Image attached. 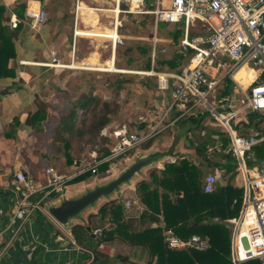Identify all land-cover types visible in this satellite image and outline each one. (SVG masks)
I'll return each mask as SVG.
<instances>
[{"label":"built area","instance_id":"2783aa9c","mask_svg":"<svg viewBox=\"0 0 264 264\" xmlns=\"http://www.w3.org/2000/svg\"><path fill=\"white\" fill-rule=\"evenodd\" d=\"M115 1L118 13L151 15L156 23H183L184 38L180 48L183 51L187 48L194 50L190 63L179 72H146L147 75L156 76L159 90L171 91L172 97L165 113L148 130L134 131L127 124L104 128L100 135L110 142L107 145L108 154L99 157L94 151L89 157L74 160L66 172L49 166L44 169L41 179L30 177L21 170L17 171L16 184L12 190L14 205L7 225L0 231V239L7 235L9 242L0 249V259L21 226L35 212L46 213L44 204L47 201L69 190V186L78 178L86 174L98 175L102 165H109L104 175L109 174L115 168L116 161L140 150L143 145L170 127L171 113L179 112L181 117L199 102H203L224 127L230 141L229 146H211L208 152L211 155L219 153L231 156L237 164L236 169L244 177L240 213L226 223L231 226L232 232L231 261L233 264H243L256 260L259 264H264V166L261 168L262 174L248 172L246 168L247 154L264 141V134L252 130L249 135H240L234 128L242 122L248 123V112L264 113V0H170L169 6H165L163 0H154L152 3L149 0ZM122 5L125 9L120 10ZM46 21L47 12L40 3L28 0L23 22L32 30L39 31ZM196 22L201 23L205 30L203 34L190 39L189 32ZM19 23L20 19L11 13L10 27L15 29ZM113 42L115 45H123L118 36ZM157 43L158 40L154 37L150 55L153 64L159 57ZM254 58L257 59L258 71L253 81L246 86L235 81V73L241 67L250 70L249 63ZM72 59L73 57L71 63L66 65L52 53V60L46 65L50 68L67 69L73 65ZM227 76L235 84L233 93L218 99L219 90H222ZM208 99H212L211 103H208ZM177 120L178 117L173 123ZM217 181L216 174L206 175L204 193H212ZM125 206L140 208V203L137 200L126 201ZM93 233L101 236L102 230L95 229ZM164 236L167 246L172 249L205 251L209 248V241L198 235L182 240L171 230H166Z\"/></svg>","mask_w":264,"mask_h":264},{"label":"trees","instance_id":"16d2710c","mask_svg":"<svg viewBox=\"0 0 264 264\" xmlns=\"http://www.w3.org/2000/svg\"><path fill=\"white\" fill-rule=\"evenodd\" d=\"M27 1L19 0L13 8H7L0 4V98L13 90L12 87L1 89V86L4 80L16 77V68L11 66V62L17 57L16 42L23 31ZM37 1L43 2L44 0ZM11 13L16 14L20 19V23L15 29L9 25ZM202 28L205 29L204 26ZM183 34L184 25L182 29H175L169 34V37L177 41ZM196 36L194 28L191 27L189 38L192 39ZM135 49L141 55L148 56L145 69L150 71L152 69L150 61L151 44L134 43L125 49V52L129 54ZM193 54L194 50L190 48H187L186 51L179 48V51H176L172 58L158 61L159 67L153 69L163 71V66L166 65L169 71L179 72L189 65ZM181 66L183 67L180 68ZM135 80H137L135 77L114 73L112 80L108 78L107 84L101 89L119 95L126 85L133 84ZM141 82L147 86V80H141ZM234 85L229 76L225 77L219 97L230 96L233 93ZM96 89L93 84H89L76 101L64 111L54 130L56 137H53L51 141V151L55 155L53 160L60 164L58 168L63 171L69 168L74 160L89 157L94 151L99 157H104L109 152V147L105 146L98 150H93L92 147L84 149L79 146V142L86 138L87 141L92 142L104 128L113 124L116 121L117 110L120 109L118 105H114L110 101H102L99 95H95ZM99 105H102V110L99 115H96L94 113ZM114 108L116 109L114 110ZM208 113L207 111L203 114L179 117L180 113L176 112L177 121L180 120L178 125L185 132L186 141L190 148L195 150L197 163L187 158L171 164L168 163L162 171L152 170L149 174L150 180L143 181L136 187L138 198L147 208L145 217L153 222H159V216H161L164 225L157 228L146 227L140 232H135L136 229L131 227L134 221L133 219L126 220L122 205L117 203L104 205L101 207V214H103V218L110 216V224L112 226L115 224V229L112 231L107 228L102 230V234L99 236V245L107 244L116 235L120 236L121 239H126L130 235L132 244L148 249L151 257L156 258L155 264H233L228 259L231 251V231L227 228L226 223L229 219L239 215L243 189L232 184L237 164L231 156L217 153L213 156L217 155L215 157L218 158L211 159L208 147L214 143L213 135L218 134L223 148L229 146L230 141L228 136L224 137L225 131L208 128L202 124ZM50 114L49 107L47 109L38 107L26 118L23 124L19 117H15L4 131L3 136L6 139L16 140L18 138L17 132L23 126L31 128L35 133L42 132L46 122H49ZM246 117L248 123L242 122L234 126L240 135H249L252 130H258L264 134V113L248 112ZM195 131H197V136L192 137L190 134ZM203 132L204 134H202ZM102 141L106 143L108 140L104 138ZM145 145L142 148L144 146L145 148L149 147L150 143ZM40 156L46 160L51 159L50 155L47 154ZM61 157H64V161ZM247 158L251 164L264 166V141L253 147L251 152L247 154ZM108 167V164L102 165L98 175L86 174L75 180L74 183L85 180L91 181L89 177L104 174ZM214 168H220L223 173L220 178L218 176L219 180L214 191L207 194L204 193L203 189L204 180L207 173ZM234 201L237 202L234 203ZM109 221L106 223L108 224ZM78 229L80 228L75 227L73 229L74 234ZM166 230H171L182 240L198 235L209 241V248L205 251L169 248L165 242L164 232ZM251 262L252 264H259L258 261H249L246 264H251Z\"/></svg>","mask_w":264,"mask_h":264},{"label":"crops","instance_id":"0c3cea01","mask_svg":"<svg viewBox=\"0 0 264 264\" xmlns=\"http://www.w3.org/2000/svg\"><path fill=\"white\" fill-rule=\"evenodd\" d=\"M38 2L44 10L45 6L47 7V4L48 8L53 4L52 0ZM54 2H56L57 7L59 6V16L53 21L47 20L42 25L39 31L40 33L43 30L40 33V38H36L34 34L29 36L30 32L23 34L22 31L16 42L17 57L11 62V66H15L16 68V77L4 80L1 86V89L12 87L13 90L9 94L0 98V231L7 225L9 215L11 214L14 205V194L12 190L16 184L15 174L17 171L21 170L30 177H40L43 179L42 173L44 169L47 168L44 163H41L40 154H36L35 152L30 154L28 151L24 153V147L20 146L18 140L21 138V135L19 136V134L28 131L29 127L23 126L18 130V138L16 140L6 139L3 136L4 131L12 122L13 118L19 117L23 124L25 123L26 118L36 111L35 106L33 109H30L29 107L36 95V93L32 91V87L35 85V82L38 81L36 75L37 72H40V70L43 69L41 67L44 66L46 62H51L52 53H55L57 57L60 58L61 62L66 65L71 63L72 57V63L78 64L79 66H82L86 60H97L99 62L100 58L98 53L95 52L96 50L84 46L86 42H89L87 44L94 43L93 39H96L97 37L80 35L78 34L79 32L82 34L84 31L88 30L105 31L106 29L116 31L118 33V38L123 41V45L126 38H133L129 35V24L125 23L128 22L127 19L130 15L124 12L118 13V5L115 0H68L70 7L66 11L63 10L61 0H54ZM169 2L170 0H163L165 6H169ZM16 3L17 2H12L11 0H0V4L5 5L7 8H13ZM82 7H84V9ZM119 9H125V7L122 5ZM146 16L151 17L152 21H154V18L151 15ZM71 17H73L72 23H70ZM196 23L192 25V29L194 28L195 33L199 36L203 34L205 29H196ZM155 25L156 32L153 36H150L151 38H149L151 46L153 47L152 39L156 37L158 40V49L162 44V46L173 47L175 51H179L180 43L184 38V34L177 41L169 37V34L174 32L175 29L179 27L178 25H180V23L166 24L159 22L155 23ZM23 29H29L30 31L35 32L25 23ZM165 30L166 32H164ZM68 31H70L71 34L67 36ZM134 38L140 39L137 36ZM109 40L111 46L110 59L115 57L116 60L115 51H117L118 47L121 45H118L117 43L115 45L112 39ZM139 44L143 45L145 43ZM37 46L39 55H37V50L35 53L30 51L31 47L35 48ZM161 48V51H166L165 48ZM40 51H42V53ZM134 51L138 52L137 49ZM96 54L98 57L95 58ZM37 56L39 59L36 60ZM154 67L155 66L152 67L151 71H154L155 73L177 72L169 70L156 72L153 69ZM253 73L254 75L251 76L254 79L257 72L253 70ZM44 78H46V76ZM248 78L240 79V82L248 84ZM147 116V118L145 116H140L141 120L146 123L141 122L138 126L139 131L144 132L148 130L159 119V117H155L154 123L151 124L150 122L153 120L151 119V113ZM170 117L169 125L171 127L176 122L173 123V121H170ZM147 121L149 123H147ZM113 126L115 127V125ZM129 127L131 126L129 125ZM172 133L173 134L163 136L162 140H150L148 142L150 143L149 147L140 149L143 154H147L156 149L164 152L171 151L172 153H168L169 155L164 159L149 169H146L140 176H137L133 180L131 186L125 187L119 195H113L109 201H103L95 209L90 210L86 215V221L84 224L76 222L70 229H65L58 225L46 213L41 211L35 212L32 218L21 226L17 236L1 257L0 264H155L156 258L151 257V253H149L148 249L132 244L130 242V235H128L126 239H121L120 236L116 235L115 238L107 244L99 245L100 238L93 232L95 229L104 230L107 228L111 231L115 229V224H113V226L110 224V216L103 218V214H101L100 211L102 206L111 203H117L123 206L126 220L133 219L134 221L131 227L136 229L135 232H140L146 227L157 228L164 225L161 216H159V222H153L148 217H145L144 214L146 213L147 208L138 198L136 187L141 182L150 180L149 174L152 170L162 171L164 166L168 163L171 164L183 158H187L194 163H197L195 150L190 148L184 132L182 131V133L178 134L176 130H174ZM202 134H204V132ZM177 139H179L178 142L176 141ZM212 139L214 140V143L211 146L222 144L218 134L213 135ZM211 146H209L208 149ZM132 154L123 156L121 162L116 161L115 167L129 163L132 159ZM211 157L213 156L211 155ZM69 168L62 172L68 171ZM114 169H112L111 172ZM217 169L219 168H214L211 173H216L218 171ZM111 172L109 174H111ZM99 176L103 177L105 175L102 174ZM93 183L94 181L92 180L82 181L81 183L73 184V186L70 185L69 191L72 188V191L76 190V193H78L84 188L91 186ZM133 200H137L140 203V208L136 206L127 208L125 206L126 201ZM106 221H109V223L107 224ZM75 227L80 228L76 230V232H78V237L75 236L73 232ZM88 228H90V231ZM8 242L9 236L6 235L5 237H2V239H0V249L6 246ZM228 259L231 260V251Z\"/></svg>","mask_w":264,"mask_h":264},{"label":"rangeland","instance_id":"374dc122","mask_svg":"<svg viewBox=\"0 0 264 264\" xmlns=\"http://www.w3.org/2000/svg\"><path fill=\"white\" fill-rule=\"evenodd\" d=\"M53 4H51L50 8L45 6V11L47 12V20L48 21H53L57 16H59V6L57 7L56 2L52 0ZM62 1V6L63 10L66 11L70 5L68 3V0H61ZM150 3L154 2V0H149ZM130 17L127 19L129 26H130V32L129 35L133 38L131 39H125L124 45H121L118 47V50L116 51V60L115 64L117 69L123 70L121 74H125L129 77H135L137 80L133 84H128L125 86V89L120 92L119 95L113 94L111 91L108 90H103L101 89L102 87H105L107 84L108 78L112 80V75L114 73H120L119 71L117 72H108V71H101L98 69H91L90 66H85V65H80V66H73L71 65L70 68L67 69H59V68H50L47 67V62L42 66V70L40 72H37V80L35 82V85H33V92L36 93L35 99L32 100V104L30 105V109H33L34 106L37 109L38 107H42L43 109H47L49 107V110L51 112L49 122L45 124L44 130L39 133H35L31 128H29L28 131L22 132L19 134L21 138H19V143L21 147H24L23 152L26 153V151L31 153H38V154H47L50 155L51 159L46 160L43 157L40 156V161L41 163H44L46 167L52 166L56 168L57 170H61L58 167H60V164L57 163L55 160V155L53 151H51L52 147V139L55 136L54 130L57 126V123L59 122L60 117L63 115L64 111L67 110L72 103H74L85 89L88 88L89 84H93L97 89L95 90V95H99L102 99V101H110L114 105H118L120 109H118V113L116 114L115 117V122L107 127H114L113 125H118L122 123H126V121L130 126L131 129L134 131H139L138 126L143 122L140 118V116H145L146 118L148 117L149 113H151L153 119L150 123L153 124L155 121V117H159L163 115L166 111V109L169 107L172 101L171 97V91H163L159 90L158 88V83H157V77L154 75H147L146 72H151L146 71L147 67V60L149 59L148 56L146 55H141L139 52L133 51L132 53L127 54L125 49L129 47L131 44L129 43H149V38L150 36H153L156 32V25L155 21H152V18L146 15H137V14H129ZM73 17L70 18V23H72ZM196 29L203 30L202 25L196 23ZM126 25V24H125ZM180 29L183 28V24L180 23L178 25ZM30 31L29 29H23V34L26 32H30V35H35L36 38H40V33L39 31L34 30ZM96 33V31H93ZM166 32V30L164 31ZM32 33V34H31ZM70 31H68L67 36L70 35ZM135 36L139 37L140 39L134 38ZM35 38V39H36ZM94 43L87 44L89 42H86L84 45L85 47H90L93 50H96L95 52L98 53L100 62L104 63L106 60H109L110 54H111V46H110V40L106 38H99V39H93ZM139 41V42H138ZM40 43V42H39ZM41 44V43H40ZM150 44V43H149ZM166 49V52H162V48ZM157 47L159 57L155 61V63H152L151 61V68L155 66L158 68L159 66L157 65L158 61L166 60L169 59V57H172L174 53L176 52L173 47H167V46H162ZM174 49V50H173ZM38 51V46L35 48L30 49L32 53H35ZM42 53V51H40ZM39 55V51L37 52ZM41 55V54H40ZM96 54L95 57H98ZM151 58V57H150ZM39 59L37 56L36 60ZM131 59V62L129 60ZM47 61V60H46ZM158 66V67H157ZM154 67V68H155ZM181 66L180 68H182ZM126 68V69H124ZM179 68V69H180ZM167 71L168 69L166 68V65L163 66V71ZM127 71V72H126ZM156 72L158 71L157 69L155 70ZM161 71V72H163ZM125 72V73H124ZM253 75V71H248L246 69L245 75L242 73L237 75V80L242 79H247L249 76ZM46 76V78H44ZM108 77V78H107ZM44 78V79H43ZM141 80H147V86H145ZM219 90V94H220ZM219 99V96H218ZM208 103H211L212 99L207 100ZM48 105V107H47ZM116 108H114L115 110ZM217 110H220L219 107L216 108ZM102 110V105L98 106V109L94 114L99 115L100 111ZM208 113V116L205 117L203 120L202 124L205 125L208 128H212L215 130H223V126L220 124L219 121L216 119H213L212 117L215 118L213 112L206 107V105L203 102H199L198 105L193 107L187 114L184 116H190L193 114H203V113ZM30 112V111H29ZM179 113V112H177ZM31 114V112H30ZM86 115V114H85ZM171 116V117H170ZM170 121H173L176 119L178 116L176 113H171L170 115ZM180 121V120H179ZM159 135H157L155 138L152 140H162V137L167 135V134H173L172 132L176 130V132L182 133L183 129L179 127L178 122ZM146 123V122H143ZM147 123H149L147 121ZM174 129V130H173ZM173 130V131H172ZM184 132V131H183ZM185 133V132H184ZM224 133V132H223ZM182 135V134H181ZM192 137L197 136V131H195L193 134H190ZM189 135V136H190ZM202 135V134H201ZM224 137L226 138L227 135L224 133ZM184 138V137H183ZM87 139V138H86ZM83 140L79 142L80 148L84 149H89L92 147L94 150H98L101 147L107 145H110V142L107 141L104 143L99 134L98 137L94 138L92 142H89L87 140ZM93 139V138H92ZM146 146V145H145ZM144 146V148H145ZM213 156V154H212ZM217 156V155H215ZM215 156L211 157L213 159ZM58 157V155H57ZM218 158V157H215ZM62 161H64V157H61ZM123 158L118 160L117 162H121ZM247 171L248 172H257L262 174V164H251L247 162L246 165ZM218 171L214 174L217 175V177L221 176L223 173V170L220 168L217 169ZM63 171V170H61ZM117 170L115 169L109 176H112L115 174ZM233 172V171H232ZM211 172L207 173L210 174ZM235 177L232 180V184L234 186H237L241 188L243 186V174L242 172L238 171L237 169L234 171ZM100 177V176H99ZM90 180L95 181L94 176L89 177ZM219 180V179H218ZM86 181V180H85ZM81 183L76 182L73 184ZM71 184V186H73ZM79 186V185H78ZM72 191V188L70 189ZM59 195H55L53 200L57 199ZM228 226L227 228L229 231H231V226ZM75 236L78 237V232H75ZM256 261V260H253ZM252 264V262H251Z\"/></svg>","mask_w":264,"mask_h":264},{"label":"water","instance_id":"95a60500","mask_svg":"<svg viewBox=\"0 0 264 264\" xmlns=\"http://www.w3.org/2000/svg\"><path fill=\"white\" fill-rule=\"evenodd\" d=\"M170 152L156 149L143 154L141 150L135 151L129 163L115 167L117 172L112 176L108 174L95 177L94 183L81 192L66 190L57 199L47 201L44 205L45 212L65 229H70L76 222L84 224L90 210L95 209L103 201H109L113 195H119L125 187L131 186L137 176L164 159ZM88 230L90 231V228Z\"/></svg>","mask_w":264,"mask_h":264},{"label":"bare ground","instance_id":"6f19581e","mask_svg":"<svg viewBox=\"0 0 264 264\" xmlns=\"http://www.w3.org/2000/svg\"><path fill=\"white\" fill-rule=\"evenodd\" d=\"M114 7V6H113ZM83 9H84V7H82ZM102 10H103V8H102ZM113 11V10H112ZM107 13V12H106ZM112 13V12H111ZM81 15H82V13H81ZM85 17V16H84ZM89 17V16H88ZM89 19H90V17H89ZM88 19V20H89ZM92 20V19H91ZM117 20H118V16H117ZM89 24V23H88ZM117 27V26H116ZM78 34H80V35H86V36H90V37H97V38H106V39H112V40H114V39H116L117 38V32L116 31H110V30H105V31H96V33L95 32H93V31H84L82 34L79 32ZM116 50V49H115ZM111 52V51H110ZM116 52V51H115ZM111 55V54H110ZM96 58V57H95ZM110 58V57H109ZM100 62V61H99ZM97 60L96 61H88V60H86L85 62H84V64L83 65H85V66H90L91 67V69H98V70H101V71H108V72H118L119 70L117 69V67L115 66V57H112L111 59H109L108 61H106L105 63H99ZM258 63H257V59H252L251 61H250V63H249V67L251 68L250 70H248V71H258V69H257V67H258V65H257ZM77 66L78 64H73V66ZM79 66V65H78ZM81 67V66H80ZM123 71V70H122ZM127 72V71H126ZM125 73V72H124ZM240 73H242L243 75H245V73H246V68L245 67H241L236 73H235V75H234V80L235 81H237L238 83H241V84H245V86L246 85H249L252 81H253V77L252 76H250L249 78H248V84L247 83H243V82H240V80H237V75L238 74H240ZM253 75H254V73H253ZM242 79V78H241Z\"/></svg>","mask_w":264,"mask_h":264}]
</instances>
